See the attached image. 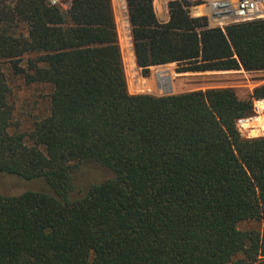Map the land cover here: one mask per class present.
<instances>
[{"label":"trees","instance_id":"1","mask_svg":"<svg viewBox=\"0 0 264 264\" xmlns=\"http://www.w3.org/2000/svg\"><path fill=\"white\" fill-rule=\"evenodd\" d=\"M0 0V264H264V136L232 87L130 93L111 0ZM127 0L136 62L178 72L264 70V18L209 25L187 0ZM49 88L22 129L11 79ZM110 169L73 197L83 165ZM259 221L261 229L240 224Z\"/></svg>","mask_w":264,"mask_h":264},{"label":"rangeland","instance_id":"2","mask_svg":"<svg viewBox=\"0 0 264 264\" xmlns=\"http://www.w3.org/2000/svg\"><path fill=\"white\" fill-rule=\"evenodd\" d=\"M62 4L64 6L68 5L63 0ZM112 5L130 93H151L160 96L191 90H205L210 87H232L236 90L239 97L247 98L254 87L264 84V70L248 72L242 68L227 71L178 72V65L176 63H168L163 68L172 74V78L168 84H162L160 82L161 86L159 88L151 74L144 76L137 68H130L131 65L129 66L128 58L130 59L131 52L133 51L131 33L123 25L118 0H112ZM130 44L131 46H128ZM11 85L16 103V118L21 123L22 129H29L32 125V115L39 113L46 114L49 110L47 96L49 88L37 84H26L21 77H13L11 79ZM256 102L257 100L255 101V114L245 119L253 120V118L259 116L264 120V112H261V109H263L261 108L262 105L259 104L257 106ZM243 119H240L238 122V127L243 136H264V124L263 126L259 125L255 127V129L254 127L246 128L241 121ZM112 175L113 172L108 168L93 164L83 165L75 174L76 188L72 194L73 197L82 195L90 184L101 182ZM28 189L41 191L47 188L41 180H25L0 172L1 193L9 195L19 194ZM240 227L243 229H261L262 223L259 221H248L241 223Z\"/></svg>","mask_w":264,"mask_h":264},{"label":"built area","instance_id":"3","mask_svg":"<svg viewBox=\"0 0 264 264\" xmlns=\"http://www.w3.org/2000/svg\"><path fill=\"white\" fill-rule=\"evenodd\" d=\"M61 4L62 0H49ZM185 6L192 17H206L212 27L224 29L227 25L242 21L264 18V0H187ZM163 68L156 69V83ZM259 105V101L256 102ZM261 112H264L263 110ZM242 121V120H241Z\"/></svg>","mask_w":264,"mask_h":264},{"label":"crops","instance_id":"4","mask_svg":"<svg viewBox=\"0 0 264 264\" xmlns=\"http://www.w3.org/2000/svg\"><path fill=\"white\" fill-rule=\"evenodd\" d=\"M153 6H154V10H155V13L157 15L158 20L160 22H167L169 20V17H170L169 0H154ZM112 7H113V5H112ZM118 7H119V11L121 13V19H122L123 25H124L125 29L128 30L129 33H131V24H130V20H129V11H128L127 0H118ZM113 12H114V10H113ZM132 43H133V41H132ZM128 46H131V44ZM128 60H129V66L131 65L130 68L135 67L138 70H140V72H141V69L139 68V66L137 65V62H136V56L134 53V48H133V51L131 52L130 59L128 58ZM157 67L163 68L164 65L151 66L150 74L152 75V77L154 78L155 81L157 80V77H156ZM163 69H165V68H163Z\"/></svg>","mask_w":264,"mask_h":264},{"label":"bare ground","instance_id":"5","mask_svg":"<svg viewBox=\"0 0 264 264\" xmlns=\"http://www.w3.org/2000/svg\"><path fill=\"white\" fill-rule=\"evenodd\" d=\"M161 77H160V80H158V87L160 88V82L162 83V84H164V83H169V81H170V79L172 78V74L171 73H169V72H167L165 69H163L162 71H161ZM259 104H261L262 105V107L261 108H263L264 109V100H259ZM263 109H261V110H263ZM263 118L261 119L259 116H256L255 118H253V120H249V119H243L242 120V122H243V125L246 127V128H250V127H254V129H255V127H257V126H263ZM243 126V127H244Z\"/></svg>","mask_w":264,"mask_h":264}]
</instances>
